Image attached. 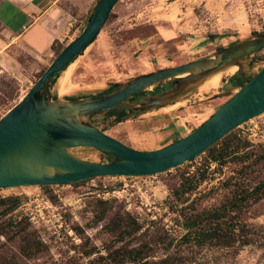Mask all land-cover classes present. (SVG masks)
I'll return each mask as SVG.
<instances>
[{"label": "rangeland", "instance_id": "obj_1", "mask_svg": "<svg viewBox=\"0 0 264 264\" xmlns=\"http://www.w3.org/2000/svg\"><path fill=\"white\" fill-rule=\"evenodd\" d=\"M54 1L76 16L77 23L65 40L43 57L22 43H12L0 22V119L33 87L57 57L56 52L80 35L99 0ZM155 23L174 26L180 34L173 39L158 36ZM262 33L264 0H120L97 39L66 70L72 77L63 91L60 82L66 71L56 81L55 94L60 99L102 95L115 84L121 89L138 76L198 60ZM246 62L260 71L264 49ZM235 74L223 75L215 92L232 87ZM171 87L170 82L163 83L137 95L133 102ZM205 99L200 94L191 101L180 100L145 113H127L122 122L107 114L89 120L129 147L154 151L191 133L229 97ZM230 134L250 142L247 151L261 154L264 114ZM219 143L214 145L217 149L222 146ZM74 152L83 159L110 161L90 148ZM207 155L206 151L192 162L153 176L101 177L48 189H0V198H19L16 208L15 202L7 204L14 208L7 213L5 206H0V264H134L114 258L116 252L122 255L132 249H142L144 262L155 264H264V198L250 201L238 215L247 226L251 245L230 251L184 242L183 213L225 203L232 198L236 181L253 188L264 179V162L246 169L256 156L221 167L208 165ZM202 174L206 178L194 191L175 197L174 191L186 178H190L185 183L188 188ZM120 221L138 224L139 230L123 236L110 231V226L119 227ZM34 245L41 251L25 255L24 248L34 249Z\"/></svg>", "mask_w": 264, "mask_h": 264}, {"label": "water", "instance_id": "obj_2", "mask_svg": "<svg viewBox=\"0 0 264 264\" xmlns=\"http://www.w3.org/2000/svg\"><path fill=\"white\" fill-rule=\"evenodd\" d=\"M120 0H99L80 35L70 42L23 98L0 119V189L24 186H59L101 177H143L164 173L192 162L237 127L264 114V67L246 60L264 49V33L183 65L141 75L110 94L63 98L54 86L97 39ZM237 68L232 87L201 93L217 75ZM243 81L238 75H249ZM58 77L54 80V78ZM224 76V77H225ZM170 82L173 89L133 102L139 94ZM192 95V93L195 91ZM109 93V92H108ZM229 99L191 133L154 151H140L106 134L89 119L122 109L148 112L191 101ZM201 100V98H200ZM90 148L112 162L100 163L75 154Z\"/></svg>", "mask_w": 264, "mask_h": 264}, {"label": "trees", "instance_id": "obj_3", "mask_svg": "<svg viewBox=\"0 0 264 264\" xmlns=\"http://www.w3.org/2000/svg\"><path fill=\"white\" fill-rule=\"evenodd\" d=\"M56 44L59 43L55 41L52 49H54ZM63 50L64 48L62 50H58L56 52L57 56L60 55ZM57 77L58 75L54 78V80ZM114 91L115 85H113V89L106 94L113 93ZM131 112H134V110L127 108L120 111H113L111 113H108L107 115L115 116L117 122H122V120L127 117V113ZM221 142L222 146L219 149L215 147L216 145L220 144L218 142L215 146L207 150L208 165L211 163H216L218 164V166L222 167L232 161H248L252 159L253 156H256V162H250L249 166H247L246 169L258 165V163H260L261 161L264 162V151L261 154H255L252 150L247 151L252 147V145L246 139L229 134L224 139H222ZM245 150L246 152L244 154H241V152ZM109 160V162H112L114 158L111 157L109 158ZM205 178L206 175L202 174L197 181H191L188 188H186L185 183L190 180V178H186V182L183 183L180 188H177L174 191L175 197L180 199L186 193L194 191L197 186L205 180ZM234 185L236 189H234L232 198L221 204L220 206L202 212L182 214L184 218L182 226L186 230V234L184 235L183 239L186 244L193 243L199 248L217 247L219 249H226L230 251L236 249L240 250V248L251 245V240L249 238V235L247 234V226L240 222L238 215L242 213L243 208L248 205L250 201L257 202L264 198V179L261 180L258 185L253 188H246L244 185L239 184L237 181ZM42 187L46 189L49 188V186ZM11 202H15L14 207L16 208V206L19 204V198H0V206H5L4 213H7L8 211L14 209L6 207L7 204ZM187 209L184 208V211ZM13 220V218H10L9 224H12ZM137 230H139L138 224L130 226L128 225V223H125V221H120L119 227L110 226V231H114L120 236L127 234L132 235L133 232H136ZM33 248L34 249L24 248V254L27 256H31L32 253L34 254L41 251V247H38L36 245H34ZM143 253L144 252L142 249H132L129 250L127 254L122 255H120V252H116L114 258L117 257L118 260L125 258V261L128 260L129 262H132L134 264H155L149 263L147 261L144 262Z\"/></svg>", "mask_w": 264, "mask_h": 264}, {"label": "crops", "instance_id": "obj_4", "mask_svg": "<svg viewBox=\"0 0 264 264\" xmlns=\"http://www.w3.org/2000/svg\"><path fill=\"white\" fill-rule=\"evenodd\" d=\"M0 22L12 43H22L43 57L50 54L55 41L62 43L65 40L68 31L75 27L77 18L54 0H0ZM155 25L158 36L173 39L180 34L174 26ZM165 146L167 144L160 148Z\"/></svg>", "mask_w": 264, "mask_h": 264}, {"label": "bare ground", "instance_id": "obj_5", "mask_svg": "<svg viewBox=\"0 0 264 264\" xmlns=\"http://www.w3.org/2000/svg\"><path fill=\"white\" fill-rule=\"evenodd\" d=\"M236 71H237V68H233L232 71H231V73H235ZM71 77H72L71 76V72L70 71H66L64 77L61 79V82H60V88H61L62 91L65 89V87L69 83ZM221 79H222V75L221 74L213 77L211 80H209L208 82H206L202 86L201 93L211 92L212 90L217 89L219 87V85H220V82L222 81Z\"/></svg>", "mask_w": 264, "mask_h": 264}, {"label": "flooded vegetation", "instance_id": "obj_6", "mask_svg": "<svg viewBox=\"0 0 264 264\" xmlns=\"http://www.w3.org/2000/svg\"><path fill=\"white\" fill-rule=\"evenodd\" d=\"M239 78L243 81H246L247 79L251 78V76H248V75H238ZM174 87H171L170 89H173ZM168 89V90H170Z\"/></svg>", "mask_w": 264, "mask_h": 264}]
</instances>
